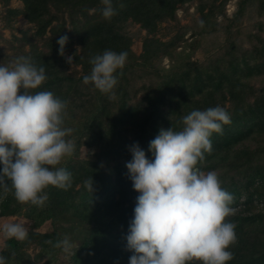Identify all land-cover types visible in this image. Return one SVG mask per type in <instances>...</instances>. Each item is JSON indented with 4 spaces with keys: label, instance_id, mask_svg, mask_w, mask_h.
<instances>
[{
    "label": "trees",
    "instance_id": "obj_1",
    "mask_svg": "<svg viewBox=\"0 0 264 264\" xmlns=\"http://www.w3.org/2000/svg\"><path fill=\"white\" fill-rule=\"evenodd\" d=\"M188 1L112 0L117 14L111 20H105L101 15V9L104 7L101 0H23L25 6L22 14L37 25V33L40 35L53 24L59 12L63 14L64 11H69L72 31L79 33L83 46L89 49V53H86L84 57L75 55V62L83 64L88 72L77 79L67 74L69 63L66 62L65 54L63 56L59 54L60 45L57 40L60 34L67 35L69 38L72 31H67L65 24L61 25L60 34L54 32L55 38L48 43L49 51L42 50L40 57H31V61L36 66L45 68L48 77L47 81L34 92L51 91L61 99L67 100L68 106L72 102L73 104L79 102L81 96L85 100L88 98V103L90 101L94 109L83 128L81 127L77 132L92 128L87 144L99 143L98 146L102 147L106 145L102 157L115 158L116 155L123 157V154L127 153L131 160L132 154L129 148L138 142L148 158L154 159L148 150L149 142L155 138L161 128L172 127L175 131L183 129L182 117L189 114V110L196 108L191 103L192 99L187 96V87L192 88L196 84H187L180 79L179 86L169 85L170 90L165 89L166 84H163L149 96L148 103L141 107L138 103L135 106L130 104L125 94H121L110 104V94L101 93L95 87V99H93L91 92L88 93L80 88L79 82H83V77L91 72L90 58L96 54H102L105 50L117 53L127 52V59H134L131 57V38L123 31L121 26L123 22L140 23L149 33H155L161 21L175 18L178 6ZM226 1L223 0V3ZM248 1L241 0L236 16ZM121 4L123 7H120ZM52 6L57 9L55 14ZM93 8L95 11L89 14V10ZM10 11L15 15L18 13V10L14 8ZM149 43H156L157 49H160L159 46L162 44L159 39L149 37L146 39L145 51ZM134 65V62H126L123 69L117 70L116 75L120 70L122 78H125ZM230 68L232 70L225 69V72H221L222 79L226 78L230 81L229 77L233 75V71L235 75L238 70L233 66ZM221 80L219 79L220 84ZM168 82L170 80L166 83ZM236 85L238 87L240 83ZM236 85L234 84L233 87L235 88ZM170 97L171 100L168 102ZM233 97L235 100L239 98L237 94ZM210 99H213L212 95L205 97L204 102L208 103ZM260 100L261 103L257 107L249 104L243 109L237 103L232 112L227 111L231 117V123L223 125V134L211 135L212 152L205 153V160L198 164L202 171H215L221 181V187L234 196V202L231 205L234 214L230 215L229 219L236 226L237 240L228 248L234 253V258L226 264H264V210L262 208L254 211L255 202L264 201V157H261L258 149H244L239 145L242 135L254 132V126L264 121V116H261L262 113L264 114V89ZM183 104H186L188 109L183 107ZM165 106L168 108L165 109ZM104 115L107 116L106 120H103ZM261 132L264 133V128ZM99 158L93 159L96 161H91L92 163L78 165L83 167L82 177L87 179L92 177V192L85 186L76 191L74 183H71V187L67 190L50 185L48 191H45L48 200L43 207H37L31 203H19L11 191L5 196L3 188L0 187V216L24 213L36 219L35 225H41L46 220H69L70 227L81 225L83 228L81 244L75 254L77 264H129L132 252L126 249V236L129 222L134 217L136 197L139 193L133 189L126 168L127 162L117 160L111 175L104 170ZM2 167L3 165L0 164V169ZM75 167L77 166H69L66 170L73 176L76 173ZM116 190L121 194L117 201L114 196ZM32 232L33 230L24 241L7 238L0 256L5 257L7 263L15 257L14 259L17 260L15 264H20L19 261L21 262L23 256L21 249L30 240ZM47 237H51L50 242L41 241L45 249L50 248V244L54 245L60 239L56 234L47 235ZM187 264H202V262L193 260Z\"/></svg>",
    "mask_w": 264,
    "mask_h": 264
},
{
    "label": "clouds",
    "instance_id": "obj_2",
    "mask_svg": "<svg viewBox=\"0 0 264 264\" xmlns=\"http://www.w3.org/2000/svg\"><path fill=\"white\" fill-rule=\"evenodd\" d=\"M101 15L111 20L117 14L112 0H101ZM123 7V4L120 5ZM202 23V22H201ZM67 35L60 36L59 54L64 55ZM127 52L105 50L90 58L85 84L92 83L101 93L115 96L118 69H123ZM66 62L73 63L68 56ZM122 74V73H121ZM45 68L30 57L19 56L0 64V187L6 196L12 192L21 204L43 207L48 186L64 190L71 187L72 174L57 167L75 150L72 133L64 127L68 101L51 91H36L47 81ZM183 129L159 130L149 142V159L139 143L129 150L126 163L136 197L134 217L129 222L126 249L132 252L129 264H226L234 258L228 250L237 240L235 224L226 221L234 214V196L221 187L215 171L205 173L198 164L211 154L213 133L223 134L231 123L221 106L193 110L182 117ZM10 184V187H9ZM84 186L93 191V179ZM6 238L24 241L29 229L22 223L3 225ZM71 247L65 237L56 246ZM0 264H7L0 256Z\"/></svg>",
    "mask_w": 264,
    "mask_h": 264
},
{
    "label": "rangeland",
    "instance_id": "obj_3",
    "mask_svg": "<svg viewBox=\"0 0 264 264\" xmlns=\"http://www.w3.org/2000/svg\"><path fill=\"white\" fill-rule=\"evenodd\" d=\"M240 2L241 0H227L224 3L223 0H189L178 6L175 18L161 21L155 33H149L140 23L123 22L121 26L131 38V57L134 58L127 59L126 62H134L135 65L125 78H122L119 70L118 84L113 89L115 96L109 98V103L114 102L121 94H125L130 104L135 106L138 103L143 107L158 87L161 88V85L166 84L164 88L170 90L169 85L179 86L182 79V82L185 81L187 84H196L195 87H187V96L192 99L191 103L196 106L195 110L221 106L232 112L237 103L243 109L249 104L259 106L264 89V0H249L236 16ZM24 6L23 0H0V64L7 65L19 56L40 57L42 50L49 51L48 43L55 38L54 32L60 34L61 25L65 24L67 31H72L70 12L64 11L63 14L58 13L53 24L48 26L42 35L38 34L37 25L22 14ZM12 8L18 10L16 15L10 11ZM56 10L52 6L54 14ZM94 11V8L90 9L89 14ZM149 37L161 41L160 49H157L156 43H149L145 51L146 39ZM86 53H89V49L83 46L79 33L72 31L64 47L66 57H73V63L67 65V74L77 79L88 72L83 64L75 62L76 54L84 57ZM232 66L236 70L238 68L235 75L233 71V75L229 77L230 81L226 78L222 79L221 72H225V69L232 70L230 68ZM219 79H222L221 84ZM167 80L170 82L166 83ZM236 83L240 85L237 87ZM79 86L88 93L91 92L92 98L95 99V86L92 83L85 84L80 81ZM234 94L238 95L237 100L234 99ZM210 95L213 99L205 103V97ZM82 99L84 97L81 96L76 104L69 103L64 120V127L73 130L66 139L74 141V153L70 157H64L57 165L65 169L69 166H77L74 169L76 173L72 176L76 191L84 186L83 181L88 180L81 175L83 167H78L80 163H90L96 161L93 159L101 157L99 159L104 170L113 175L117 160L130 161L127 153H124L123 157L121 155H116L115 158L102 157L106 145L105 147L98 146L99 143L88 145L87 139L92 133V128L77 132L78 129L83 128L94 109L90 101L88 103V98L84 101ZM170 100L171 97L168 102ZM182 106L186 108V104ZM167 108L168 106H165V109ZM191 111L193 110H189ZM106 115L103 120H106ZM261 116L263 117L264 114L262 113ZM262 128H264L263 120L254 126V132H248L240 137L239 145L244 149H258L261 157H264ZM48 188L49 186L44 191H48ZM114 196L117 201L121 194L116 190ZM255 205L254 211L262 208L264 210V201H256ZM225 219L230 221L229 217ZM9 222L24 224L29 229V233L33 230L30 240L21 249L23 256L21 262L19 261L20 264H77L75 254L79 250L83 236L81 225L72 228L69 220L66 219L46 220L41 225H35L36 219L24 213L0 216V251L5 247L7 240L3 225ZM52 234H56L60 239L56 244H50V248L45 249L41 241L50 242L51 237L46 238V236ZM65 237L71 244L68 250H65L63 245L56 246ZM14 258L7 264H15L17 260Z\"/></svg>",
    "mask_w": 264,
    "mask_h": 264
}]
</instances>
